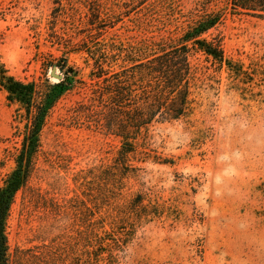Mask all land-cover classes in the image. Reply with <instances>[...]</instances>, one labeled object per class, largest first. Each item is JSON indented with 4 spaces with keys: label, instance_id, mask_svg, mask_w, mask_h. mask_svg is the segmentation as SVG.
<instances>
[{
    "label": "rangeland",
    "instance_id": "374dc122",
    "mask_svg": "<svg viewBox=\"0 0 264 264\" xmlns=\"http://www.w3.org/2000/svg\"><path fill=\"white\" fill-rule=\"evenodd\" d=\"M227 3L0 0V61L24 83H58L52 69L63 78L73 69L78 82L91 83L87 49L176 46L217 12L222 21L204 37L221 40L226 59L245 72L238 77L193 52V114L154 124L128 161L121 138L76 118L83 92L65 93L11 210L9 264H264V19L232 14ZM94 11L102 22L91 25ZM16 109L0 89V188L21 148ZM137 195L150 216L130 214L116 228L106 220L98 234L107 232L113 247L100 248L97 262L94 223L118 216Z\"/></svg>",
    "mask_w": 264,
    "mask_h": 264
},
{
    "label": "trees",
    "instance_id": "16d2710c",
    "mask_svg": "<svg viewBox=\"0 0 264 264\" xmlns=\"http://www.w3.org/2000/svg\"><path fill=\"white\" fill-rule=\"evenodd\" d=\"M227 6L232 14L264 19V0H228ZM100 14L101 11L92 13L91 25L102 22ZM221 21L220 12L202 16L184 33L181 43L176 46L141 43L126 47L110 43L99 50L87 49L94 62L91 83L78 82V72L73 69L68 70L69 76L58 83L52 84L48 79L40 84L24 83L8 75L0 61V89L7 93V101L17 106L14 136L21 139V148L14 157L15 169L0 188V264H9L7 224L16 196L34 171L43 129L62 96L79 88L85 98L77 108L76 118L84 117L97 129L121 138L119 155L128 161L140 146L138 141L146 139L154 124L178 122L193 114L195 101L192 89L199 81L197 68L191 60L193 52L202 53L219 67L227 65L233 75L245 77L241 67L237 69L235 63L226 59L221 40L204 37ZM142 202L143 196L137 195L129 207L118 211V216L107 215L94 223L97 229L92 240L98 246L95 251L97 262L104 253L99 251L100 248L113 247L107 243L110 241L106 238L108 233L104 232L107 236H100L99 229L104 228L106 220H110V225L115 228L119 223L127 224L130 214L147 220L150 214Z\"/></svg>",
    "mask_w": 264,
    "mask_h": 264
},
{
    "label": "water",
    "instance_id": "95a60500",
    "mask_svg": "<svg viewBox=\"0 0 264 264\" xmlns=\"http://www.w3.org/2000/svg\"><path fill=\"white\" fill-rule=\"evenodd\" d=\"M51 77L58 81H61L63 79V76L57 73V69H52Z\"/></svg>",
    "mask_w": 264,
    "mask_h": 264
}]
</instances>
